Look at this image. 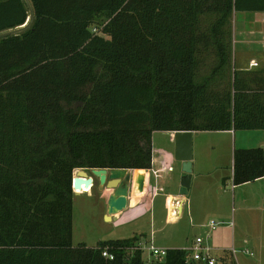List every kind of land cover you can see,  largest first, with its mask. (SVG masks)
<instances>
[{"label": "trees", "instance_id": "obj_1", "mask_svg": "<svg viewBox=\"0 0 264 264\" xmlns=\"http://www.w3.org/2000/svg\"><path fill=\"white\" fill-rule=\"evenodd\" d=\"M29 1L0 37V264H144L143 234L73 245V173L149 169L158 130H264V68L232 59L233 15L264 0ZM28 16L0 0V32ZM263 176L264 147L234 148V184Z\"/></svg>", "mask_w": 264, "mask_h": 264}, {"label": "crops", "instance_id": "obj_2", "mask_svg": "<svg viewBox=\"0 0 264 264\" xmlns=\"http://www.w3.org/2000/svg\"><path fill=\"white\" fill-rule=\"evenodd\" d=\"M251 61L255 60L250 59L246 66L239 69H249L248 66ZM259 63L262 65L261 68H264V60L259 61ZM253 131L256 133L253 134L257 144L255 146L264 147V132H262L264 130ZM158 132L166 134L169 146L153 147L152 144L151 168H158L160 166L159 159L163 158L164 164H171L173 170L162 172L159 177L155 178L150 170L151 168L130 169L128 206L131 207L120 212L121 215L131 210L134 211V218L149 213L154 227L156 228L157 225L155 230L160 233L165 231L166 233H162L161 236L159 233V238L155 239L152 234L150 238L147 234H141L145 235V240L149 239V241L152 240V243H158V245H155L157 247L167 249L189 247L196 236H202L204 244L212 249L214 255L220 257L227 254L235 264H264V176L237 185L232 182L234 149L231 147L230 139L232 135L235 136L236 131L233 129L221 130L226 135L225 140L229 152H231L230 165L226 173L214 174L219 166L214 167V172L211 170L214 164V158L210 157L211 154L205 153L208 156L207 158L200 149L197 158L194 159V155L192 156L191 182L185 196L179 194L180 180L184 173L181 162L173 158V138L169 131L158 130L153 133ZM195 133L196 131H193V136ZM138 170L153 175L149 178L143 175L141 189H139L140 176L135 177V171ZM213 175L215 176L213 177ZM159 178L162 181H159ZM169 179L172 181L170 189L160 185L161 182ZM158 188H163V190H158ZM107 196L104 200L105 205ZM158 196L161 198L156 200ZM156 201L158 202L156 203ZM181 201L182 211L178 216L177 206ZM184 214L187 217L189 226L182 232V238L177 231L171 236L168 233L169 228H165L164 225H179L181 222L180 217ZM213 218L221 221L222 225L210 232L209 229L206 230L208 228L206 225ZM229 218H231V221H229ZM161 221L165 224L158 226ZM195 229L200 231L196 232Z\"/></svg>", "mask_w": 264, "mask_h": 264}, {"label": "rangeland", "instance_id": "obj_3", "mask_svg": "<svg viewBox=\"0 0 264 264\" xmlns=\"http://www.w3.org/2000/svg\"><path fill=\"white\" fill-rule=\"evenodd\" d=\"M263 39V12L243 11L235 13L232 17V59L234 65L237 68L244 67L248 64L250 59H254L256 62L258 61V66L252 68L248 66V68H261L262 65L259 63V61L262 62L264 60V49L262 48L261 44V41ZM209 64L205 66L206 68H204V70L209 69ZM235 131V136L232 135L230 139V144L233 149L257 147L255 146L257 145L256 139L253 136V134H256L255 131L239 129ZM169 132L170 134L173 133L172 131ZM152 136L153 147L169 146V141L167 140L168 137L166 136V134L158 132L155 134L153 133ZM194 137L195 139H193ZM225 137V133L221 132V130H198L196 131L194 136L192 135V156L194 155V159L195 157L197 158L199 156L198 152L200 149L203 155L205 156V153L211 154L210 157L214 158V164L211 170L213 171L216 165L219 166V168L214 174L219 172L226 173L230 165L229 163L231 159V152H229ZM206 157L208 158V156ZM140 174L142 176L144 175L146 178H149L152 175H149V172H143L142 170L135 171V177ZM214 176L215 175H213V177ZM159 181H162V179L159 178ZM160 185H164V187L170 189V187H172L170 186L172 185V181L171 179H169L167 181L161 182ZM95 188V186H92V188L83 189L80 193L73 195V245H77L78 243L83 242L86 244V246L93 247L99 241L102 240L129 238L134 235H139L141 233L147 234L149 238L151 234L154 239L158 237L160 232H158V230H155L157 228V225L155 228L153 220H151L149 213L141 217L134 218V211L131 210L130 212H127L122 215L121 213H119L112 217L111 220H105L103 215L104 213H106V205L104 200L106 196L110 193V189H104L101 191ZM160 196H158L156 200L161 198ZM157 202L158 201H156V203ZM130 207L131 206H128L127 208ZM231 207L232 206L230 204V208ZM131 216L132 218H130ZM180 218L181 225L170 224L169 226L161 221L158 226H160L161 224H165L164 227L167 229L169 228L168 233L171 236L173 235V233H175V231H177V233H179L181 237L182 232L186 230L189 224L187 222V217L185 214L182 215ZM210 220L218 221L215 218ZM229 221H231V218H229ZM208 229L209 228H206V230ZM195 231L197 232L200 230L195 229ZM203 231L205 232V230ZM162 233L166 232H161L160 236L162 235ZM153 245H158V243L153 242ZM149 246L150 241L149 239L145 240L144 235L142 240L144 258L150 257L148 252Z\"/></svg>", "mask_w": 264, "mask_h": 264}, {"label": "water", "instance_id": "obj_4", "mask_svg": "<svg viewBox=\"0 0 264 264\" xmlns=\"http://www.w3.org/2000/svg\"><path fill=\"white\" fill-rule=\"evenodd\" d=\"M28 8L29 16L20 26L0 32V37L15 35L26 29L33 20V9L29 0H24ZM192 130H182L173 132L174 150L173 158L181 162L183 175L180 180L179 194L185 196L188 193L191 182L192 171ZM139 189L142 187L143 177L139 175ZM131 171L127 168H79L73 173L72 188L74 194H78L83 189L92 188L97 185L98 190L110 189L106 201L105 220L124 211L129 205V182ZM178 216L182 211V201L177 206Z\"/></svg>", "mask_w": 264, "mask_h": 264}, {"label": "built area", "instance_id": "obj_5", "mask_svg": "<svg viewBox=\"0 0 264 264\" xmlns=\"http://www.w3.org/2000/svg\"><path fill=\"white\" fill-rule=\"evenodd\" d=\"M93 31H96V28H93ZM261 44H262V48L264 49V39L261 41ZM257 66L258 63L256 61H251L249 63L250 68ZM171 136L173 138V133L171 134ZM159 164L160 166L158 168H151V167H150L151 169L149 168L155 178L159 177L162 172L173 170V166L171 164L169 165L164 164L163 158L159 159ZM158 190L162 191L163 188H158ZM220 225H222L221 221L209 220L206 226L209 228L210 231H212L217 227H219ZM135 248H139L143 250L142 243L139 246H136ZM183 249L186 250L188 253L187 260H191L198 264H221L223 261L222 258L224 257V256L219 257L217 255H214L212 253V249L204 244L202 236H196L194 238L193 243L189 247H184ZM148 252L150 257L144 258L145 259L144 264H154L158 261H162L165 258L167 253V248L157 247L153 245L152 240H150V246L148 247ZM246 252H248V250H246ZM102 256L106 260L105 264H109L115 259V254L112 251H110V249L107 247L102 249Z\"/></svg>", "mask_w": 264, "mask_h": 264}, {"label": "flooded vegetation", "instance_id": "obj_6", "mask_svg": "<svg viewBox=\"0 0 264 264\" xmlns=\"http://www.w3.org/2000/svg\"><path fill=\"white\" fill-rule=\"evenodd\" d=\"M96 188H97V185H96ZM96 188H95V189H96Z\"/></svg>", "mask_w": 264, "mask_h": 264}]
</instances>
